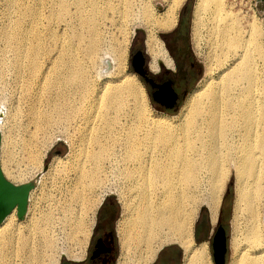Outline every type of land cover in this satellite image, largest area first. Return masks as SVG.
<instances>
[{
  "label": "bare ground",
  "instance_id": "bare-ground-1",
  "mask_svg": "<svg viewBox=\"0 0 264 264\" xmlns=\"http://www.w3.org/2000/svg\"><path fill=\"white\" fill-rule=\"evenodd\" d=\"M7 1L15 15L2 31L5 42L15 45L17 77L27 83L22 66L29 72L41 68L37 14L28 0H24L26 4ZM87 1L89 7L83 9L85 0H75L80 10L79 27L72 28L69 35L79 41L85 38L92 56L102 8L101 0ZM120 1L130 19L145 30L150 67L155 69L159 57L168 62L157 31L176 24L183 0H164L166 7L158 14L153 0ZM230 5L226 0L195 2V46L199 51L205 30L208 69L211 72L216 66L220 72L217 78L210 76L191 89L177 118L163 113L145 117L141 105L134 103L136 119L126 127L120 121L122 109L129 105L123 93L136 97L131 84L142 92L138 77L127 72L115 83H107L108 88H89L84 83L83 68L72 55L73 44L53 62L54 71L60 75L58 81L73 88H53L55 79L49 78L45 88L14 89L19 92L18 104L23 99L28 112L22 118L20 107L12 105L4 123L0 113L1 167L9 180L25 181L42 168L39 140L55 124H80L78 134L66 133L70 154L51 157L37 186L31 188L25 218L11 213L0 223V264H57L56 224L68 238L78 233L88 237L95 209L111 187L118 189L123 206L117 224L118 264H149L160 247L171 241L186 252L182 264H212L205 243L193 244L192 188L205 181L207 205L211 221H215L228 175L225 155L234 158L236 172L233 253L227 264H264V27L254 18L245 20ZM106 10L116 11L111 0L104 2ZM68 12L69 0H58L51 18L60 19L66 27ZM73 18L74 14L70 16ZM52 37L60 40L55 34ZM256 58L262 61L260 70ZM50 72L48 67L46 75ZM114 163L126 181L107 182L108 169ZM67 249L64 246L61 252L69 258H81L84 252Z\"/></svg>",
  "mask_w": 264,
  "mask_h": 264
},
{
  "label": "rangeland",
  "instance_id": "rangeland-1",
  "mask_svg": "<svg viewBox=\"0 0 264 264\" xmlns=\"http://www.w3.org/2000/svg\"><path fill=\"white\" fill-rule=\"evenodd\" d=\"M24 3L25 1L22 0ZM58 0H28V2L33 6V10L36 12V19L38 24L37 28L40 33V43H41V54L39 61L41 63V68L38 71H31L22 66L21 74L28 75V82L26 83L22 77H17L16 67L13 65V61L15 60V45L12 43L8 45L5 42L2 27L3 25H7L8 20L15 15V12L12 8L7 4V0H0V113L2 116L1 123H4L7 117V111L13 106H19L22 111V118L26 117L28 112L27 103L20 99V104H18V95L19 92L15 91V88H45L43 85L45 79L54 78L55 82H53V88H73L72 85L62 84L58 81V77L60 76L57 72V69L54 71L53 62L57 59L59 54H63L68 44H73L72 55L78 59L80 63V67L83 68V77L84 83L88 85L89 88H95L99 90L100 88H108L107 83H115L118 79L124 78L125 73L132 72L135 73L131 67V49L133 44L135 43L136 37H139L141 44L144 46V38H145V30L142 25L133 22L128 14L125 12L123 7V3L120 0H111L113 6L116 8V11L106 10L103 11V5L106 0H101L99 2V6L102 8V12L97 16V46L94 50V53L89 55V49H87V41L84 38V41H79L70 37L69 32L72 28L79 27V15L80 10L77 9L75 0H69V12L65 15L64 19L69 21L68 26L61 25L60 19L51 18L52 11L56 8ZM196 0H183L182 4L178 8L177 11V21L176 24L167 30H158L157 34H161L162 32H172L178 26L179 21L182 19L184 21L183 30L188 40V45L192 50L193 56L197 60V64L199 66V72L197 78L194 80L192 86L188 90L185 97L182 99L178 109L171 114L163 113L169 115L171 117L177 118L179 117V112L183 102L185 101L188 93L195 87L196 85H202L204 83L203 80L208 79L210 76L213 78H217L219 76L220 69L216 66H213L212 71L208 69V61L206 59L207 45H205V33L204 30L202 39H201V47L198 51L195 46V41L192 34V20H193V11ZM226 2L232 7L231 9L234 11H239L240 15L245 16L246 19L254 18L258 21H262L263 23V12L261 6L255 4V0H226ZM26 4V3H25ZM154 7L156 9L157 14L162 12L166 7V2L164 0H153ZM83 9L89 7V2L85 0V2L81 5ZM236 9V10H235ZM241 12V13H240ZM74 14V18L70 19V16ZM247 16V17H246ZM244 20V21H245ZM24 28H26V22L24 20ZM52 34L59 36L60 40H55L52 37ZM204 39V40H203ZM139 45V42L136 43ZM126 46V50L124 49ZM124 53L123 54L121 53ZM121 54V55H120ZM51 56V58H49ZM69 57V54H68ZM120 57V58H119ZM122 58V59H121ZM257 68L258 70L262 69V64L259 58H256ZM51 68V72L49 75H46L47 68ZM209 71H208V70ZM209 72V73H208ZM136 74V73H135ZM137 76V75H136ZM138 77V76H137ZM135 84V83H134ZM142 86V92L135 89V85L131 84L133 87V92L136 94L134 97L130 92L125 91L123 93V97L126 101H128L129 105H125L122 110L124 112L120 115V121L127 127L129 123H133V104L138 103L143 108V114L145 117H151L156 114H161L154 104L151 102V98L147 95L144 85L140 81ZM129 93L130 95H127ZM15 94V95H14ZM136 100V101H135ZM12 109V108H11ZM11 110V112H13ZM3 112V113H2ZM54 124V123H53ZM80 123L76 121H72L67 126L62 127V122L59 125H54L53 128L48 132L46 137L40 138V148L43 152L42 163L43 165H47L51 157L55 155H60L62 157H66L70 154L71 146L66 137V133H79L78 125ZM63 128H66L63 129ZM63 129V130H62ZM2 137V132L0 130V139ZM1 141V140H0ZM77 141V136H74V142ZM1 147V142H0ZM1 149V148H0ZM226 165L228 166V175L225 181L224 187L221 192V200L219 203L218 213L215 221H211L210 210H208L207 205V197H208V188L205 185V181L202 180V183L196 187L192 188L193 199L191 201V213H192V237L193 244L206 242L205 247L208 249V257L213 262L212 257V236L215 233L216 227L218 223L222 225L225 230L227 236V253H226V264L232 256V248L231 241L233 236V204L235 197V164L234 158L232 156L225 155ZM1 162V157H0ZM14 162V161H13ZM15 165V162L13 163ZM115 164V163H114ZM113 167L108 169V180L107 182H124L126 181L124 175H122L115 164ZM13 165V166H14ZM116 169V170H115ZM42 172V168L37 170L35 174L23 181L29 182L32 186V189L37 186V179ZM110 174V175H109ZM4 175V174H3ZM125 179V180H124ZM61 180L60 178L58 181ZM204 186V188H203ZM206 189V190H205ZM200 190V191H199ZM197 191V192H196ZM117 192L118 196L120 195L117 188H109L106 193ZM201 193V194H200ZM200 195V196H199ZM195 200V201H194ZM204 200V201H202ZM206 201V202H205ZM122 204V203H121ZM99 205L95 209L94 218L96 210ZM123 208V206H122ZM123 213V212H122ZM263 217L261 218L262 223H264V209L262 211ZM122 215V214H121ZM88 217L85 219L84 228L87 229L89 225V212ZM25 216H22L21 219H24ZM121 216H119L118 221ZM117 221V224H118ZM94 223V221H93ZM92 223V225H93ZM58 225V227H57ZM92 227V226H91ZM90 227V230H91ZM56 233L58 244L56 246V250L59 253V261L65 260L66 256L61 252L62 248H68L67 250H71L72 252H77L80 249H83V255L86 250L87 243L90 238V232L88 237L82 233H78L72 238H68L64 235V233L60 232L61 227L57 223L56 224ZM198 233V234H197ZM195 234L199 237L195 238ZM79 236V237H78ZM83 237V238H82ZM79 238V239H78ZM82 242H80V241ZM70 244V245H69ZM175 245L177 248L174 249L175 253H177V261L172 262L171 264H181L184 260L185 250L184 248L179 247L177 242H167L163 244L161 248L163 251L166 250L167 246ZM81 246V248H79ZM77 248V249H76ZM74 250V251H73ZM165 252V251H164ZM81 257V258H82ZM69 258V257H68ZM73 259V258H71ZM160 264H164V262H160Z\"/></svg>",
  "mask_w": 264,
  "mask_h": 264
},
{
  "label": "flooded vegetation",
  "instance_id": "flooded-vegetation-1",
  "mask_svg": "<svg viewBox=\"0 0 264 264\" xmlns=\"http://www.w3.org/2000/svg\"><path fill=\"white\" fill-rule=\"evenodd\" d=\"M183 24L181 19L172 32L157 34L166 50L168 62L160 57L156 58L155 69L150 67V54L145 43L144 46L141 44L139 37H136L131 49V67L144 85L152 104L162 113L171 114L178 109L199 72L197 60L182 28ZM138 42L139 45L136 44ZM27 183L29 182H13L0 171V223L11 213L19 219L26 216L31 192ZM117 231L115 213H95L84 256L69 263L117 264L120 245Z\"/></svg>",
  "mask_w": 264,
  "mask_h": 264
},
{
  "label": "crops",
  "instance_id": "crops-1",
  "mask_svg": "<svg viewBox=\"0 0 264 264\" xmlns=\"http://www.w3.org/2000/svg\"><path fill=\"white\" fill-rule=\"evenodd\" d=\"M255 4H258L259 6H261L262 12L264 14V0H255ZM262 20H263V27H264V15H263ZM30 188H32V186H30ZM99 211H111V212L115 213V229L117 231V221H118V218H119V216H121L122 211H123L120 196H118L117 192L106 193L104 195L101 203L99 204L98 209L96 210V213ZM210 219H211V216H210ZM94 220H95V218H94ZM219 225H221V224L218 223L217 227ZM92 227H93V225H92ZM92 227H91L90 231H92ZM217 227H216V230H217ZM216 230H215V232H216ZM117 234H118V231H117ZM197 234H195V238L198 239L199 237L197 236ZM214 234H213V236H214ZM90 235H91V232H90ZM213 236H212V240H213ZM201 243H203V242H201ZM204 243H206V242H204ZM197 244H200V243H197ZM87 245H88V243H87ZM178 245H179V247H182L179 243H178ZM206 245H207V243H206ZM211 247H212V242H211ZM86 248H87V246H86ZM176 248L177 247L175 245H170V246H167L166 250H164L165 252L163 251V248L159 249L157 251L154 259L149 264H160V262H162V261L164 262V264H171L172 262H176L177 261V253H175V250H174ZM207 249H208V246H207ZM183 251H184V249H183ZM119 256H120V245H119ZM119 256H118V258H119ZM212 257H213V250H212ZM78 259H80V258L71 259V258L66 257L65 260H62V261L58 262L57 264H68L69 262H76V260H78ZM117 264H118V259H117Z\"/></svg>",
  "mask_w": 264,
  "mask_h": 264
},
{
  "label": "water",
  "instance_id": "water-1",
  "mask_svg": "<svg viewBox=\"0 0 264 264\" xmlns=\"http://www.w3.org/2000/svg\"><path fill=\"white\" fill-rule=\"evenodd\" d=\"M46 168V165L42 166V170ZM0 171L4 174L1 162H0ZM25 186V185H23ZM31 184L27 183V187H30ZM212 250H213V261L214 264H226V253H227V236L222 225L217 227V230L213 236L212 240Z\"/></svg>",
  "mask_w": 264,
  "mask_h": 264
}]
</instances>
